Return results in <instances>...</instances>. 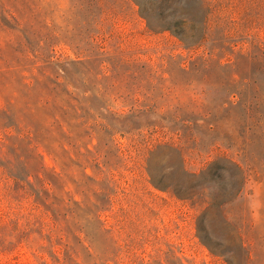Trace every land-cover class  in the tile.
I'll return each mask as SVG.
<instances>
[{
    "label": "rangeland",
    "instance_id": "obj_1",
    "mask_svg": "<svg viewBox=\"0 0 264 264\" xmlns=\"http://www.w3.org/2000/svg\"><path fill=\"white\" fill-rule=\"evenodd\" d=\"M42 1L51 6H46V23L54 25V60L58 66L48 61L49 43L42 44L43 54L23 45V33L12 28L16 24L0 11V134L18 135L20 128H30L39 132V139L54 140L47 129L55 116H65L60 103L65 86L56 88L57 83H51L49 77L67 83L84 106L94 111L102 109L105 121L117 128L127 122L139 124L140 119L131 110L142 107L146 99L137 92L143 81L156 98L153 102L182 109L183 118L199 119V145L191 152L211 158L233 157L243 165L246 181L237 168L224 164L209 172L205 182L219 201L233 198L243 188L227 209L231 218L246 219V230L255 242L252 264H264V0H233L231 8L237 20L240 12L251 13V39L243 50L240 43L235 54H218L211 66L203 64V50L190 52L173 34L149 31L147 22L126 0H102L114 5L115 10L90 6V0ZM136 60L165 66L141 72ZM72 129L78 144L69 171L82 182L78 186L70 181V189L78 200L83 195L77 188L87 190L95 202H113L115 209L124 208L120 242L126 246L129 234L135 241L132 253L124 251L122 264H148L156 259L169 263L172 250L195 264H226L217 261L198 237L197 221L203 212L151 183L149 165L155 172L161 170L167 163L165 151L153 154L149 147L140 149L121 134L115 135L114 141L103 134L91 142L79 122H74ZM88 142L94 151L90 158L95 157V146L101 145L106 164L105 171L100 172L92 161L94 166L87 170L90 177L84 176L80 165L87 158L84 144ZM42 148L48 167L62 170L47 148ZM189 161L190 171L204 165L202 159ZM115 189L118 193H112ZM101 190L106 194L96 195ZM110 220L115 221L112 217ZM211 220L218 234L229 232L219 212L215 211ZM98 225L92 224L89 229L94 244L91 253L114 247L99 233ZM33 237V244L40 247V235ZM81 250L85 264L97 262L94 254ZM19 251L21 261L44 263L37 257L41 252L27 245L16 253ZM43 254L49 264H56L51 253Z\"/></svg>",
    "mask_w": 264,
    "mask_h": 264
},
{
    "label": "trees",
    "instance_id": "obj_2",
    "mask_svg": "<svg viewBox=\"0 0 264 264\" xmlns=\"http://www.w3.org/2000/svg\"><path fill=\"white\" fill-rule=\"evenodd\" d=\"M44 2L0 0V11L16 24L15 27L11 26L12 28L23 33L20 35L23 38L21 40L23 45L43 54L45 46L42 44L49 43L48 61L58 66L54 60L57 57L54 25L46 23L49 20L46 6H51L44 5ZM125 3L135 8L140 17L147 22L149 31L173 34L190 52L197 53L203 50L201 59L205 66H211L213 59L220 53H224L225 56L228 53L235 54L240 43L244 45L243 50L251 39L249 25L251 13L240 12L242 16L237 20L236 11L231 8L233 0H126ZM90 6L115 10L114 5L104 4L102 0H90ZM135 65L141 72H152L156 70V66L161 68L165 66L140 63L137 60ZM49 79L51 83H57L56 88L65 86L60 100V103L63 102L61 110L65 116L63 119L55 116L47 129L54 140L50 141L49 137L41 140L38 137L39 132L30 128H20L18 135L0 134V256L9 258L6 261L0 259V264H37L32 261H21L22 251L16 252L19 247L25 245L41 252L37 257L44 261L43 264H49V260L43 254L46 251L51 253L56 264H85L81 248L89 254H94L97 261L94 264H111L112 261L115 264H122L124 251L133 252L135 237L132 234H129L126 246L120 242V234L122 235L124 227L120 216L124 208L115 209L113 202L111 205L95 202L87 190L77 188V193L83 195V198L78 200L70 189L72 181L78 186L82 182L73 178L69 171L75 163V159L72 158L73 149L77 150L78 144L72 129L74 122L80 123L92 138L91 142L98 135L103 137V134H107L114 141L115 135L121 134L131 139L134 146L140 149L149 147L153 154L165 151L167 163L159 170L160 173L157 170L155 172L149 165L150 181L153 186L189 202L193 208L203 212L197 221L198 237L217 261L222 260L226 264H252L255 242L249 230H246V219L231 218L227 209L231 202L237 200L243 188H239L233 198L219 201L212 192H209L205 182L209 172L218 167H225L224 164L237 168L244 175L243 181H246L245 170L233 157L211 158L203 156L200 152H191V149L196 150L199 145L198 118L195 120L183 118L182 109H173L153 102L156 99L153 92L148 90L142 81L137 87V92L146 99L142 107L134 106L131 110L140 119V123L127 122L122 126L118 124L117 128L114 123L105 121L107 116L102 109L94 111L84 106L66 87L67 83L56 81L52 77ZM120 116L125 115L121 113ZM91 142L84 144L87 151L84 155L87 154V158L80 164L86 177H90L87 170L91 165L94 166L92 161H95V166L100 172L105 171L106 165L102 160L104 152L101 145L95 146V157L93 160L90 158L89 154L94 152L90 148ZM43 146L62 170L58 167H48ZM195 158L202 159L204 165L199 170L190 171L189 160ZM112 193L118 191L115 189ZM105 194V190L96 192L98 196ZM215 211L221 214L227 224L229 229L227 234H218L214 230L211 217ZM111 217L115 219L114 222H111ZM95 223L99 224L97 226L99 233L112 241L113 248L100 252L95 248L96 251L91 253L94 244L90 240L89 229ZM35 234L40 235V247L33 244ZM169 259L170 264H195L186 257H178L173 250L168 253L167 260ZM169 263L156 259L154 263L148 264Z\"/></svg>",
    "mask_w": 264,
    "mask_h": 264
}]
</instances>
